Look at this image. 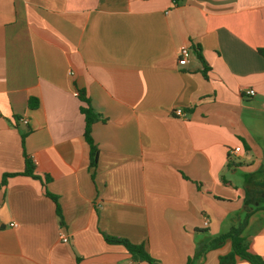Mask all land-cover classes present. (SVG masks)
I'll return each mask as SVG.
<instances>
[{
    "label": "crops",
    "instance_id": "obj_1",
    "mask_svg": "<svg viewBox=\"0 0 264 264\" xmlns=\"http://www.w3.org/2000/svg\"><path fill=\"white\" fill-rule=\"evenodd\" d=\"M260 49L264 0H0V264H250L246 215L264 260Z\"/></svg>",
    "mask_w": 264,
    "mask_h": 264
},
{
    "label": "trees",
    "instance_id": "obj_2",
    "mask_svg": "<svg viewBox=\"0 0 264 264\" xmlns=\"http://www.w3.org/2000/svg\"><path fill=\"white\" fill-rule=\"evenodd\" d=\"M174 3L179 2L180 0H173ZM260 54L264 56V50H259ZM196 55L198 56L199 60L202 62V64H205V61L201 55L200 49H196ZM78 98L81 101L80 105V112L83 115L84 118V130H83V136L85 138V141L87 142L89 146V157H90V164L92 166H95L97 164V156H98V149L97 146L91 136V130L92 125L98 121H103L104 119L100 117V115L93 109L89 98L86 96V93L84 90L78 91ZM36 99H30L29 103L30 105H36ZM229 165V164H228ZM33 169L31 166V163L29 159H26V168L24 170V174L34 176L32 173ZM264 186V183H262ZM49 197H51L55 204H56V212L60 215V208L57 203V199L54 195L47 193ZM264 203V200H263ZM262 210H264V206L261 207ZM247 216L246 218L241 222L240 225L236 227H231L230 230L225 233L221 234L218 239L224 240L225 238H230L231 240V246H232V254L236 255L240 258H243L247 260L250 264H264V260L261 256L253 254L248 251V247L246 243L244 242L243 237L241 236V231L243 226L247 222ZM104 239L109 244H121L123 245L126 250L130 253L133 259L136 260H146V261H152L149 254L146 252L144 246L142 244H135L130 241H128L125 238L117 237V236H110L103 234Z\"/></svg>",
    "mask_w": 264,
    "mask_h": 264
},
{
    "label": "built area",
    "instance_id": "obj_3",
    "mask_svg": "<svg viewBox=\"0 0 264 264\" xmlns=\"http://www.w3.org/2000/svg\"><path fill=\"white\" fill-rule=\"evenodd\" d=\"M189 54H190L189 48L188 47H182L179 50V52H178V63L180 65L186 64L187 61H188ZM245 94L249 95V96H253L255 93H254V91L252 89H248V90L245 91ZM171 113L173 115H178V116H183L184 115L183 109H181L179 107L172 109ZM18 120L20 122L24 123V124H27V122H28L26 117H20ZM239 150H240V147H235L234 148V151H236V152H238ZM204 224L207 225L208 224V220H205ZM16 225H17L16 222H14V221L10 222V226L11 227H15ZM61 240L63 242H66L68 240L67 236L66 235H61Z\"/></svg>",
    "mask_w": 264,
    "mask_h": 264
}]
</instances>
